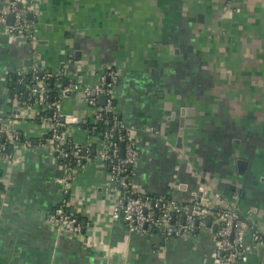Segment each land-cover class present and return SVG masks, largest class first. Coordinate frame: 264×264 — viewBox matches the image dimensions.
Segmentation results:
<instances>
[{
	"label": "crops",
	"instance_id": "crops-1",
	"mask_svg": "<svg viewBox=\"0 0 264 264\" xmlns=\"http://www.w3.org/2000/svg\"><path fill=\"white\" fill-rule=\"evenodd\" d=\"M34 1V46L0 28V112L26 113L13 159L0 154V264H213L208 229L165 238L113 219L111 167L100 160L87 162L74 183L82 237L46 223L65 198L66 167L47 142L43 106L19 83L36 60L58 75L67 141L89 143L84 125L94 121L71 83L94 88L117 71L114 106L138 150L134 190L185 204L208 185L264 236V0ZM6 4L0 0V11ZM245 242L251 249L240 264H264V244L255 247L250 232Z\"/></svg>",
	"mask_w": 264,
	"mask_h": 264
},
{
	"label": "built area",
	"instance_id": "built-area-1",
	"mask_svg": "<svg viewBox=\"0 0 264 264\" xmlns=\"http://www.w3.org/2000/svg\"><path fill=\"white\" fill-rule=\"evenodd\" d=\"M30 10L38 12L34 0H7V4L0 11V28L10 35L26 37L34 46L37 33L34 20L27 17ZM10 15L13 16L12 23L8 21ZM19 75V83H26L25 77ZM118 75L117 71L112 70L109 72V82H105L103 77L102 83L94 88H82L78 80L71 83L69 89L82 90L89 105L94 108L93 122L104 121L110 124V127L102 132L97 145H94V137L87 129L89 143L81 146L67 141L64 129L65 115L59 101L50 100L53 91L47 80L52 74L45 72L40 60H36L33 65L31 77L36 86H28L27 94L35 96L43 106L42 120L48 124L47 142L55 156L63 161L66 167L65 174L60 179L65 198L54 210L47 213L46 223L59 233H70L71 239L82 237L84 226L80 218L83 202L74 194V183L78 171L87 162L100 160L111 167L107 189L114 193L113 219L122 220L133 232L159 233L165 238L193 239L198 237L200 229H208L215 239L213 264H240L251 249L245 242L246 233L250 232L252 235L255 247L264 244V236L239 210L224 204L221 195L209 193L208 185H201L197 196L185 204L171 197L141 194L134 190L132 177L138 150L131 131L120 119L114 106ZM67 89L65 90L68 91ZM101 95L107 96L105 104L99 102ZM49 109L50 115L47 113ZM24 118L25 111L9 115L0 112V154L7 160L13 159V148L21 141V132L16 123ZM70 121L77 123L78 119L71 117ZM92 128L96 129L95 126ZM25 143L31 146L30 141ZM172 187L180 188L177 183H173ZM210 194L214 195V198H210Z\"/></svg>",
	"mask_w": 264,
	"mask_h": 264
},
{
	"label": "trees",
	"instance_id": "trees-1",
	"mask_svg": "<svg viewBox=\"0 0 264 264\" xmlns=\"http://www.w3.org/2000/svg\"><path fill=\"white\" fill-rule=\"evenodd\" d=\"M51 73V72H50ZM42 76L40 75V78ZM57 74H53L50 79L47 80L48 86L50 88H52L53 91V95H51V102L57 101L58 100V96H57V88H56V82H57ZM26 86H31V87H35V82L32 80V77H26ZM25 90V87H21L20 89V94H22V92ZM24 97V93L23 96ZM50 110V109H49ZM48 110V114H51V111ZM121 119V118H120ZM122 120V119H121ZM95 126L96 129H93L92 127ZM110 127L109 123H105L104 121H99L97 123L89 121L84 125V128L87 130L89 129V133L90 135H92L93 137H96L98 139H100V137L102 136V132H104L105 130H107ZM65 128V127H64ZM96 145V144H94ZM9 150H11V147H8Z\"/></svg>",
	"mask_w": 264,
	"mask_h": 264
},
{
	"label": "water",
	"instance_id": "water-1",
	"mask_svg": "<svg viewBox=\"0 0 264 264\" xmlns=\"http://www.w3.org/2000/svg\"><path fill=\"white\" fill-rule=\"evenodd\" d=\"M9 20H10L9 23H12V20H13V16L12 15L9 16ZM28 64H29L28 65L29 68H28L27 72H25V74L28 75V76H31V74L33 72V68L30 66L31 65V62H29ZM64 83L67 84V81L65 80ZM51 95H53V92H51ZM106 99H107V96L106 95H101L99 97V100H100V103L101 104H105ZM179 145H180V147L182 146L181 144H179ZM122 154L124 155V144H122ZM80 221H81L82 225L84 226L83 231H85L86 220L84 218H80ZM65 235H67L68 237H70V233H65ZM1 264H7V263L3 260V262H1Z\"/></svg>",
	"mask_w": 264,
	"mask_h": 264
}]
</instances>
